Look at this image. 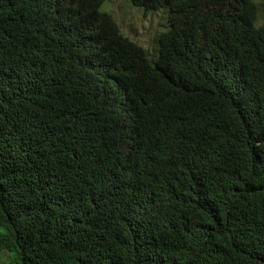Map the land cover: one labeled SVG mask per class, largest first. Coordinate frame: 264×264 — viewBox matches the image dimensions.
Returning <instances> with one entry per match:
<instances>
[{"label":"trees","instance_id":"16d2710c","mask_svg":"<svg viewBox=\"0 0 264 264\" xmlns=\"http://www.w3.org/2000/svg\"><path fill=\"white\" fill-rule=\"evenodd\" d=\"M0 0L3 264H264L258 0Z\"/></svg>","mask_w":264,"mask_h":264},{"label":"rangeland","instance_id":"374dc122","mask_svg":"<svg viewBox=\"0 0 264 264\" xmlns=\"http://www.w3.org/2000/svg\"><path fill=\"white\" fill-rule=\"evenodd\" d=\"M259 19L264 15V0H258ZM100 11L114 19L119 31L141 48L154 52L157 37L165 30V18L162 12H144L134 7L130 0H106ZM2 254L0 253V257ZM5 259L0 260L3 264Z\"/></svg>","mask_w":264,"mask_h":264}]
</instances>
